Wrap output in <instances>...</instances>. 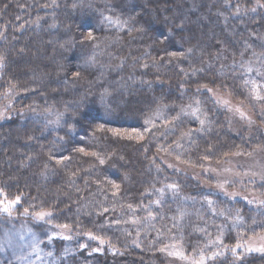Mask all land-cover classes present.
Here are the masks:
<instances>
[{"label":"trees","instance_id":"obj_1","mask_svg":"<svg viewBox=\"0 0 264 264\" xmlns=\"http://www.w3.org/2000/svg\"><path fill=\"white\" fill-rule=\"evenodd\" d=\"M260 5L264 0H0V89L20 95L17 114L0 124V190L19 196L23 207L51 211L81 243L89 232L106 242L100 252L86 243L60 264H164L161 248L195 256L217 237L224 255L206 264H264V255L241 248L237 260L231 252L264 232V204L229 201L246 216L231 225L204 205L220 196L195 171L237 153L264 155V99L251 94L244 72H264ZM109 16L122 26L110 25ZM197 101L206 111L200 132L176 110ZM31 105L62 112L61 129L22 121ZM163 106L175 110L147 127L149 114ZM190 129L191 138L181 136ZM61 157L69 159L57 164ZM174 161L186 173L172 170ZM110 182L120 186L117 195ZM170 183L179 197L153 203L148 191Z\"/></svg>","mask_w":264,"mask_h":264},{"label":"rangeland","instance_id":"obj_2","mask_svg":"<svg viewBox=\"0 0 264 264\" xmlns=\"http://www.w3.org/2000/svg\"><path fill=\"white\" fill-rule=\"evenodd\" d=\"M260 1L261 0H254L256 5ZM229 4L231 5V2ZM235 8L236 10L239 8V12H242V14L246 13L243 7L235 5ZM252 68V72H247L250 76H248L249 81H255L258 85L264 84V77H259L260 75H257V71L254 72L255 68ZM19 97L20 95L12 90L5 91L0 89V112L4 113V118L0 119V124L9 120L12 115L17 114L18 110L16 105L18 103L16 99ZM222 101H227V103L229 102L225 99ZM196 106V104L183 107L179 106L176 110L181 112V110L184 109L187 112H191L192 108H195ZM226 107L230 113H236L230 104H227ZM199 108L200 118L204 119L206 112L205 107L203 104L199 103ZM169 109L175 110L174 107L169 108V106H163L152 111L147 117V120L151 121V123L147 124V127L159 123L164 118L166 114L165 111ZM21 114L22 113H20L19 116L22 121L36 120L42 123L48 132H57L61 129L64 122L63 113L57 111L49 105H31L30 107H27V110L23 113V115ZM238 116L241 117V115ZM238 116H236L235 119H237V122H241V118H237ZM188 117L200 126L199 121L195 120L190 115H188ZM58 120L59 123L57 124L56 121ZM48 121H52V123L49 124ZM163 159H165L163 160L164 163L169 161L167 158ZM173 166L174 167H171L172 170L177 168L176 171L186 173L180 162L174 161ZM197 168L198 169L195 171H197V173H202V182L205 187L213 193H218L220 196V201L211 199V201L214 202L212 205H209L207 202L204 205L211 209L212 212H214L213 209L216 210V213L224 211L225 215L223 216L228 219L231 225L236 227H239V225L241 226L242 222L246 220V216L241 214L242 211H240L238 206H231L229 201L231 204L235 200L244 202L247 204L246 207H262L261 203L255 202L258 200H264V193H262L264 192V155L262 153L255 152L250 155L237 154L228 157L221 163H206ZM220 184H223V188L218 187ZM259 184H262V188L258 187ZM166 185L154 188L152 191L149 190V197H151V199L155 198L156 201L178 198L179 191L174 193L171 190L165 189L163 194L158 191V189L164 188ZM252 186H255V189H253ZM232 193H235V195H231ZM245 197H247V199H245ZM12 199L14 198H7L3 194L0 196V200L5 202ZM248 200H252L255 203L250 204L248 203ZM25 209H28L27 215L23 214ZM40 211H34L33 207H31L29 203L26 207H23L19 201V203L12 209L10 216L6 213L0 212V264H60V262L66 260L69 255H73L80 250V244L86 245V243H88L91 246L92 243L97 246V248L102 249L99 240H91L87 235H84V242H79L80 236L73 234L68 228L57 227V224L54 223L51 217L46 220L35 219L34 214ZM237 211L239 212V215L243 217V219L239 222H235ZM27 217H30L33 220H29ZM53 233H56V235H53ZM33 235L35 236V240L38 242L37 251H33L31 247L33 243ZM49 236H52L51 240H49ZM63 236H70L71 239L65 240L63 239ZM261 237H264V232L246 239L244 242L245 248L249 246L258 247L261 244H264V239H261ZM211 241L215 242L216 240ZM87 246L88 245H86V247ZM245 248H242L244 253ZM93 249L96 248H91V250L88 251L91 252ZM224 250L225 247L222 246L221 243H208L207 249L203 251V253L205 256H208L213 252H223ZM169 252H182L187 259H182L176 255H169ZM48 253H52V255L49 256ZM200 253L195 256L186 255L181 248L169 246L167 251L164 252V264H193V261L200 259ZM253 253L264 255V253Z\"/></svg>","mask_w":264,"mask_h":264},{"label":"snow or ice","instance_id":"obj_3","mask_svg":"<svg viewBox=\"0 0 264 264\" xmlns=\"http://www.w3.org/2000/svg\"><path fill=\"white\" fill-rule=\"evenodd\" d=\"M53 3H55V0H53ZM260 6L264 7V5H260ZM237 11H239V8L237 9ZM252 11H255V9H252ZM17 19H19V17H17ZM104 20L107 21L110 25L111 24H115L117 27H121L122 26V22L119 20V18L114 20L113 17L109 16V17H104ZM36 23H39V18L36 21ZM124 23L126 24V22H124ZM52 27H55V25H52ZM86 39L89 40V41L94 39V37H93L91 32L88 33ZM191 51H192V49H188V52H191ZM170 55L175 56L176 54L172 53ZM180 55H183V53H181ZM4 59L5 58L3 56H0V67L3 66ZM92 59L93 58H89V61L91 62ZM145 67H146V65H145ZM252 71H253V68L250 67V66L244 68V72H252ZM257 74L261 75L262 77H264V73H260L259 70H257ZM75 75L78 77L79 73H75ZM249 84H251L250 92L254 96V98L256 100L264 99V97L260 96V91L264 90V84L258 85L255 81L246 80L245 81V85L247 86ZM207 91L211 92L212 89L209 88V89H207ZM199 103H200L199 101L196 102L197 106L195 108H192L191 112H187L184 109L181 110V114L182 115H190L192 118H194L195 120L199 121V124L201 125V128L196 129L195 131H197V132L203 131V126L206 123V121L204 119L200 118V115H199V113H200ZM223 104H224V106H227V101H224ZM237 111H239V109H237ZM22 115H23V113H22ZM240 115H241L242 118H246V116H245V114L243 112H241ZM3 118H4V113L0 112V119H3ZM174 119L178 120L179 116L174 118ZM48 123L51 124L52 121H48ZM56 123L58 124L59 120L56 121ZM145 123L149 124V123H151V121L150 120H146ZM168 127H171V124H169ZM71 131H72V129L70 127L69 128V132H71ZM145 131L147 132V131H149V129L146 128ZM192 132H193V130L190 129L187 132L182 133L181 136L182 137L191 138ZM114 134L115 135H120V133H114ZM129 138L131 139L132 137L130 136ZM136 138H138L139 140H143L144 136L139 134V133H137V137ZM29 139L31 140L32 137H29ZM59 139L62 140L63 138L60 137ZM175 146L177 148L181 147L179 142H177ZM77 151H79L81 153H84L85 155H90V156L96 157L97 159H99L100 164H104L105 163V160L103 158H100L99 155L96 152H85L84 148H79V149H77ZM237 154H239V153H237ZM68 159H69L68 157H61V159L57 160L56 163L57 164H61V163H63L64 161H66ZM45 167H47V165H45ZM169 167H172V165H169ZM110 183H112V187L114 189H116V191L113 192V195H117V193L119 192L120 186L118 184L113 183V182H110ZM218 187L223 188V184L218 185ZM165 189L171 190L174 193L178 192V190H179L178 186L176 184H168L164 188L158 189V191L161 194H163ZM0 194H3L2 190H0ZM231 195H235V193H232ZM245 199H247V197H245ZM205 200H206V202L209 205H212L214 203L211 200H207V198H205ZM19 201H20V197L19 196H17L16 198H14L12 200H7V202H5L3 200H0V212L6 213V214H8L10 216L11 212H12V209L14 208L15 205H17L19 203ZM253 202L254 201H252V200H248V203H250V204L253 203ZM255 202L264 204V200H258V201H255ZM153 203L160 204L161 201L157 200V201H154ZM128 207L131 208L132 206L129 205ZM107 211H108V209H104V212H107ZM213 211L215 212L216 210L213 209ZM23 214L27 215L28 214V209H25ZM52 215H53V213L51 211H40V212H37V213L34 214V218L37 219V220H46V219L50 218ZM217 215L223 216V215H225V213H224V211H220V212L217 213ZM149 218H151V214H149ZM242 219H243V217H241L239 215V212L237 211V215L235 217V222H239ZM134 223H135V221H134ZM57 227L68 228L69 226L68 225H57ZM53 235H56V233H53ZM85 235H87L89 237V239H91V240H99L101 245L106 243L102 238H100L98 236H94L91 232L85 233ZM221 235H222V233H221ZM48 238H49V240H51L52 236H49ZM63 239L69 240V239H71V237L70 236H63ZM261 239H264V237H261ZM212 243H216V244L222 243L221 237H217L215 242L209 241V244H212ZM137 246H139V245H137ZM31 247H32L33 251H37L38 250V242L35 240V236L34 235H33V243L31 245ZM85 247H86L85 244H80V248L81 249H83ZM241 248H245V246H244V244H242L240 242H237L234 246L231 247V252L233 253V255L235 256V258L237 260L241 259V256L237 255V249H241ZM93 251H101V249L100 248H96V249H93ZM160 251L161 252L167 251V246H165L164 248H161ZM253 252L264 253V244H261L258 247L249 246V247L245 248V254L253 253ZM168 254L169 255L179 256L182 259H187V257H185L182 252H169ZM48 255L51 256L52 253H48ZM222 255H224L223 252H213L211 255L205 256L203 251H201L200 259L193 261V264H206V261L213 260L217 256H222Z\"/></svg>","mask_w":264,"mask_h":264}]
</instances>
